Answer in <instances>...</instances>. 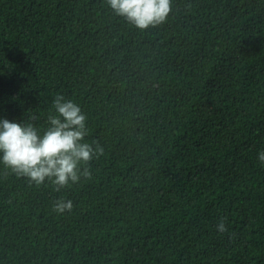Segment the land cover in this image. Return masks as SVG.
<instances>
[{
    "label": "trees",
    "instance_id": "1",
    "mask_svg": "<svg viewBox=\"0 0 264 264\" xmlns=\"http://www.w3.org/2000/svg\"><path fill=\"white\" fill-rule=\"evenodd\" d=\"M58 93L104 151L60 189L0 165V264H264V0H171L145 30L0 0V116L42 128Z\"/></svg>",
    "mask_w": 264,
    "mask_h": 264
},
{
    "label": "clouds",
    "instance_id": "2",
    "mask_svg": "<svg viewBox=\"0 0 264 264\" xmlns=\"http://www.w3.org/2000/svg\"><path fill=\"white\" fill-rule=\"evenodd\" d=\"M106 5L114 15L140 30L165 22L171 10V0H106ZM86 122L80 104L59 93L52 99L42 128L29 120L0 116V165L36 185L46 180L57 189L75 184L91 175L89 162L104 151L98 142L85 139L89 132ZM257 159L264 164V149L257 151ZM72 207V200L64 198L52 205L57 213ZM215 228L226 231L224 218Z\"/></svg>",
    "mask_w": 264,
    "mask_h": 264
}]
</instances>
